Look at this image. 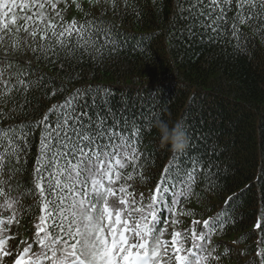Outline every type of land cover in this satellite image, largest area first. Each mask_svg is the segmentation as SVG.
Returning <instances> with one entry per match:
<instances>
[{
  "label": "trees",
  "instance_id": "obj_1",
  "mask_svg": "<svg viewBox=\"0 0 264 264\" xmlns=\"http://www.w3.org/2000/svg\"><path fill=\"white\" fill-rule=\"evenodd\" d=\"M41 1L0 57L8 264H90L108 193L163 264H264V0H72L48 28Z\"/></svg>",
  "mask_w": 264,
  "mask_h": 264
},
{
  "label": "rangeland",
  "instance_id": "obj_2",
  "mask_svg": "<svg viewBox=\"0 0 264 264\" xmlns=\"http://www.w3.org/2000/svg\"><path fill=\"white\" fill-rule=\"evenodd\" d=\"M33 0H0V29L9 28L11 25L16 31L19 29H23V32L20 35H24V37H20V44L22 45L20 48H15L11 44L6 47V43L3 44V49L0 51V57L9 56L12 60H17L18 62L27 61V47L30 42L33 28L36 25H29V22L24 21L23 23L26 25L17 26V20L19 19L21 14L24 12H29L27 7H29V3ZM41 1L44 6L40 8L38 17L40 19L33 20L32 23H41L44 27L48 28L50 25H53L57 22V18L63 16L64 19H69L74 17L76 14V7L72 0H44ZM78 2V1H76ZM47 3H50L49 5ZM23 19V18H22ZM32 21V20H31ZM20 31V30H19ZM7 49H4V48ZM29 58V57H28ZM93 185V184H92ZM93 188L97 191V195L99 196L101 190L98 187V184H94ZM114 189V188H113ZM112 189V190H113ZM108 190V189H107ZM114 191V190H113ZM103 195L105 193L103 191ZM102 209L104 208V216L101 214L100 220L101 224L98 227V224H95L92 220L93 217H88L86 219L87 224L89 225V229H91V234H87L88 237L93 236V240L91 243L87 244L86 250L89 251L85 253L88 254L89 263L90 264H138L141 261H144L145 264H162V257L159 253L160 249L154 251L150 255H144L140 258L138 254L134 252L135 249H138V245L136 244L137 239H132V236L136 235L139 232V226L131 227V220L129 217L122 218L120 215L123 213V207H121V203L119 202V198L108 193L107 198L102 201L101 205ZM125 212V211H124ZM129 213V211L125 212ZM104 217L106 220L104 222ZM123 224H127L130 229H123ZM120 230V234L118 236H113L111 231ZM5 240V237H1ZM95 238V239H94ZM10 245L8 246V248ZM7 249L5 243L0 242V264H2V257L4 256V251ZM27 254V252H25ZM154 258V262L151 263L150 258ZM28 259V258H27ZM149 259V260H148ZM8 264V259L5 258ZM30 264V263H28ZM32 264V263H31Z\"/></svg>",
  "mask_w": 264,
  "mask_h": 264
}]
</instances>
